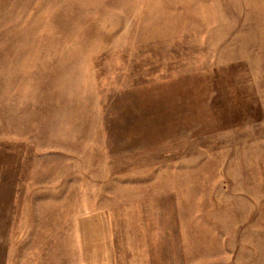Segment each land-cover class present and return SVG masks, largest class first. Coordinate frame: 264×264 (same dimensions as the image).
<instances>
[{"label":"rangeland","instance_id":"obj_1","mask_svg":"<svg viewBox=\"0 0 264 264\" xmlns=\"http://www.w3.org/2000/svg\"><path fill=\"white\" fill-rule=\"evenodd\" d=\"M0 264H264V0H0Z\"/></svg>","mask_w":264,"mask_h":264}]
</instances>
